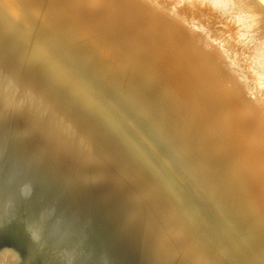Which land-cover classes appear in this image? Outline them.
I'll list each match as a JSON object with an SVG mask.
<instances>
[{"label": "bare ground", "instance_id": "obj_1", "mask_svg": "<svg viewBox=\"0 0 264 264\" xmlns=\"http://www.w3.org/2000/svg\"><path fill=\"white\" fill-rule=\"evenodd\" d=\"M254 8L0 0L13 264H264V74L217 14Z\"/></svg>", "mask_w": 264, "mask_h": 264}, {"label": "rangeland", "instance_id": "obj_2", "mask_svg": "<svg viewBox=\"0 0 264 264\" xmlns=\"http://www.w3.org/2000/svg\"><path fill=\"white\" fill-rule=\"evenodd\" d=\"M251 1L254 2L255 5V14H257L262 22H264V0ZM203 5L207 7L210 6L208 4H202L200 6ZM239 13L240 15L235 16V11L232 13L227 9L222 12L217 11V14L221 18L228 21L226 28L230 31V34H221L219 39L227 42V35L231 36L236 43L235 47L237 46L240 48L245 60L257 69L259 75H262L264 74V37L260 36V30L263 29L264 25L257 28L254 25L255 20L253 18H248L244 11ZM207 22L209 25H212L211 27L220 26L218 25L220 24L219 19L215 22V20L211 21L207 18ZM218 30L219 33L226 29L222 27V29L219 28ZM5 235L6 234L0 232V248L11 247L10 244L13 243L12 240Z\"/></svg>", "mask_w": 264, "mask_h": 264}, {"label": "water", "instance_id": "obj_3", "mask_svg": "<svg viewBox=\"0 0 264 264\" xmlns=\"http://www.w3.org/2000/svg\"><path fill=\"white\" fill-rule=\"evenodd\" d=\"M4 225H7V224H4ZM0 232L2 234H6L5 236H8V235L10 236L9 239H11L13 242L10 244V246L16 251H18L20 255H24V253H26L25 250H26L27 245H25L24 243L26 241L24 240L25 238L23 239V235H22V238L20 239L19 237L15 236L16 234L14 235L13 233H10L8 229H2V230L0 229ZM15 259H16L15 254L11 249L9 248L0 249V264H13ZM39 264H52V263L50 261L44 260L42 262L40 261Z\"/></svg>", "mask_w": 264, "mask_h": 264}]
</instances>
